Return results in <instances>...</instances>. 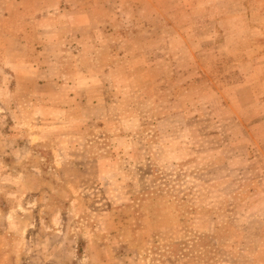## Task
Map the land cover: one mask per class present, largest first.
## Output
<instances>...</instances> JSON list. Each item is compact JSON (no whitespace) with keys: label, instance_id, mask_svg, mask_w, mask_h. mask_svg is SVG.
Wrapping results in <instances>:
<instances>
[{"label":"rangeland","instance_id":"obj_1","mask_svg":"<svg viewBox=\"0 0 264 264\" xmlns=\"http://www.w3.org/2000/svg\"><path fill=\"white\" fill-rule=\"evenodd\" d=\"M111 9L92 114L0 112V264H264V0Z\"/></svg>","mask_w":264,"mask_h":264},{"label":"crops","instance_id":"obj_2","mask_svg":"<svg viewBox=\"0 0 264 264\" xmlns=\"http://www.w3.org/2000/svg\"><path fill=\"white\" fill-rule=\"evenodd\" d=\"M115 2L0 0V69L9 75L0 112L92 114L105 101L99 69L109 67L110 56L94 34L117 22Z\"/></svg>","mask_w":264,"mask_h":264}]
</instances>
